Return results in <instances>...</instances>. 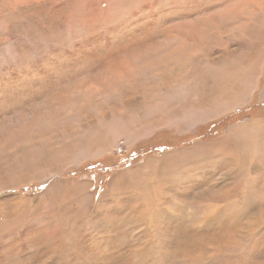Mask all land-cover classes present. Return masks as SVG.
Wrapping results in <instances>:
<instances>
[{"label":"rangeland","instance_id":"obj_1","mask_svg":"<svg viewBox=\"0 0 264 264\" xmlns=\"http://www.w3.org/2000/svg\"><path fill=\"white\" fill-rule=\"evenodd\" d=\"M0 264H264V0H0Z\"/></svg>","mask_w":264,"mask_h":264},{"label":"bare ground","instance_id":"obj_2","mask_svg":"<svg viewBox=\"0 0 264 264\" xmlns=\"http://www.w3.org/2000/svg\"><path fill=\"white\" fill-rule=\"evenodd\" d=\"M167 157V156H166ZM162 162V161H161ZM129 174V173H128Z\"/></svg>","mask_w":264,"mask_h":264}]
</instances>
